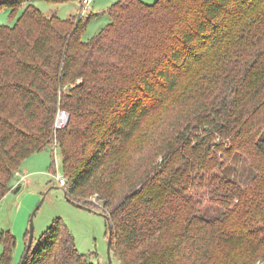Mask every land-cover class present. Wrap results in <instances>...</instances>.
<instances>
[{
	"label": "trees",
	"instance_id": "obj_1",
	"mask_svg": "<svg viewBox=\"0 0 264 264\" xmlns=\"http://www.w3.org/2000/svg\"><path fill=\"white\" fill-rule=\"evenodd\" d=\"M23 5L0 23V201L24 160L57 144L66 196L101 202L121 264L264 260V0H118L90 40L91 15L0 1ZM238 156L256 171L245 186L220 173ZM209 179L217 217L193 192ZM2 242L10 264L16 238ZM24 264L94 263L57 217Z\"/></svg>",
	"mask_w": 264,
	"mask_h": 264
},
{
	"label": "rangeland",
	"instance_id": "obj_2",
	"mask_svg": "<svg viewBox=\"0 0 264 264\" xmlns=\"http://www.w3.org/2000/svg\"><path fill=\"white\" fill-rule=\"evenodd\" d=\"M78 1L79 0H31L30 2H33L45 14L50 15L57 12L60 17L67 18L71 14L76 13L79 5ZM117 1L118 0L92 1L91 8L98 16L90 19L84 34L85 40H90L111 21L107 9ZM144 1L153 3L156 0ZM24 6L25 5L16 13H12V10L8 8L0 9V23L13 25L21 15ZM88 15L89 14H87V16ZM178 112L179 108L176 107L173 113L166 115H174L178 118V121H180L181 117ZM166 115H164V117ZM153 122L157 123L156 119L153 120ZM150 133H152V130ZM54 148V152L52 149H45L35 152L26 158L22 163L21 169L26 172L27 179H30L32 182L29 183L27 179L23 178L24 175L18 172L17 177L18 174H20V177L17 181L18 183L23 181L22 188L16 193L11 191L8 192L0 201V264H5L2 260V254L4 252L2 233L7 230L16 238L13 261L10 264L20 263L22 253L25 249V235L27 234V230L30 226V219L34 212V241L38 240L46 228L51 225L53 220L57 217H62L75 236L76 246L79 252L87 256L88 263L121 264L112 251L110 261L108 252L109 225L105 214H103L101 202L99 201V203L95 197H90L88 198L90 201H94L98 204L96 208L89 209L77 206L69 201L64 186L61 185L52 174L53 170L56 169L61 176L65 177L59 146L56 144ZM159 159L160 157H158V160ZM26 165H29V170H25L24 167ZM220 173L228 179H232L236 183L245 186L251 181L256 171L251 167L248 159L243 156H238L228 164L225 171H220ZM218 184H221L219 179L214 181L209 179L204 187L193 190L200 199L199 207L201 213L206 217H217L227 210L225 205L211 200L213 192L216 191L215 186ZM14 187L12 189H14ZM24 197L26 198L24 199ZM18 201L23 202V209L20 213L17 208ZM19 247L20 250L17 255V248ZM255 264H264V260H257Z\"/></svg>",
	"mask_w": 264,
	"mask_h": 264
},
{
	"label": "built area",
	"instance_id": "obj_3",
	"mask_svg": "<svg viewBox=\"0 0 264 264\" xmlns=\"http://www.w3.org/2000/svg\"><path fill=\"white\" fill-rule=\"evenodd\" d=\"M0 1H4V0H0ZM11 1V0H9ZM28 1H31V0H28ZM81 1V9H80V13L79 15L81 17H85L89 10H90V7H91V3L93 0H80ZM69 121V113L66 111V110H62L60 109L58 111V114L56 116V121H55V127L58 129V128H62L64 127ZM55 149V148H54ZM52 174L55 176V178L59 181V183L61 185H65L66 184V177L64 176H61L58 171L56 172H52ZM23 178L25 179V175L23 176Z\"/></svg>",
	"mask_w": 264,
	"mask_h": 264
},
{
	"label": "water",
	"instance_id": "obj_4",
	"mask_svg": "<svg viewBox=\"0 0 264 264\" xmlns=\"http://www.w3.org/2000/svg\"><path fill=\"white\" fill-rule=\"evenodd\" d=\"M19 189H20V186H18L15 191H18ZM69 201H71L72 203L76 204L77 206L84 207V208H89L88 206L83 205V204H79V203H77L76 201H74L72 199H69ZM34 213H33L32 217L30 219L28 243H27L26 251H25V253L23 255V258L21 260V264H24L26 262V259L28 257V253H29V251H30V249L32 247L33 241H34V219H33L34 218ZM108 252H109L110 261H111V239H109V243H108Z\"/></svg>",
	"mask_w": 264,
	"mask_h": 264
},
{
	"label": "crops",
	"instance_id": "obj_5",
	"mask_svg": "<svg viewBox=\"0 0 264 264\" xmlns=\"http://www.w3.org/2000/svg\"><path fill=\"white\" fill-rule=\"evenodd\" d=\"M79 2V5H78V7H77V11H76V13L75 14H71L69 17H71V16H73V15H76V14H79V12H80V9H81V1L79 0L78 1ZM75 6V5H74ZM76 7V6H75ZM90 12H88V14L89 15H91V19L92 18H95L96 16H98V14H96V13H94L93 11L94 10H92V8L90 7V10H89ZM68 18V17H67ZM25 170H29V165H26L25 167ZM35 171V170H34ZM20 174H23V175H25V179H27V174H26V172H24L22 169L20 170ZM20 174H18V177H17V179L20 177ZM17 179H16V181H15V183H14V189H12V190H10L11 192H13V193H16V192H18L21 188H22V183H23V181H21L20 183H18V181H17ZM28 180V182L30 183V182H32L30 179H27ZM18 186H20V189L18 190V191H15L16 190V188L18 187ZM9 191V192H10ZM37 197V196H36ZM26 197H24V199H25ZM24 199H23V201H24ZM23 207V202L21 201H18V206H17V208H18V211H19V213L22 211V208ZM14 229V228H13ZM21 233H22V231H21ZM17 250H18V252H17V255H18V253H19V250H20V247L19 248H17Z\"/></svg>",
	"mask_w": 264,
	"mask_h": 264
}]
</instances>
